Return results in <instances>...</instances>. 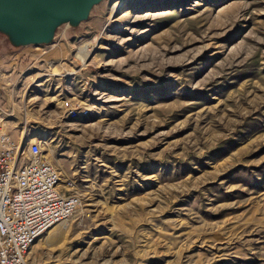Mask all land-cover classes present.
Segmentation results:
<instances>
[{
	"label": "rangeland",
	"instance_id": "1",
	"mask_svg": "<svg viewBox=\"0 0 264 264\" xmlns=\"http://www.w3.org/2000/svg\"><path fill=\"white\" fill-rule=\"evenodd\" d=\"M11 34L6 129L81 198L28 264H264V0H103L42 47Z\"/></svg>",
	"mask_w": 264,
	"mask_h": 264
},
{
	"label": "built area",
	"instance_id": "2",
	"mask_svg": "<svg viewBox=\"0 0 264 264\" xmlns=\"http://www.w3.org/2000/svg\"><path fill=\"white\" fill-rule=\"evenodd\" d=\"M63 107L68 120L91 117L69 100ZM22 137L6 129L0 110V264H28L32 247L81 206L79 195L62 190L61 173L41 143L25 145Z\"/></svg>",
	"mask_w": 264,
	"mask_h": 264
},
{
	"label": "water",
	"instance_id": "3",
	"mask_svg": "<svg viewBox=\"0 0 264 264\" xmlns=\"http://www.w3.org/2000/svg\"><path fill=\"white\" fill-rule=\"evenodd\" d=\"M100 1L0 0V29L11 32L21 45H43L60 22L86 19Z\"/></svg>",
	"mask_w": 264,
	"mask_h": 264
},
{
	"label": "bare ground",
	"instance_id": "4",
	"mask_svg": "<svg viewBox=\"0 0 264 264\" xmlns=\"http://www.w3.org/2000/svg\"><path fill=\"white\" fill-rule=\"evenodd\" d=\"M124 7H125V2L119 1L113 7L114 9L113 14H116L117 12L121 11ZM90 56H91V51L89 49V45H86L80 50V52H78L76 58H78L82 63H87L90 59Z\"/></svg>",
	"mask_w": 264,
	"mask_h": 264
},
{
	"label": "crops",
	"instance_id": "5",
	"mask_svg": "<svg viewBox=\"0 0 264 264\" xmlns=\"http://www.w3.org/2000/svg\"><path fill=\"white\" fill-rule=\"evenodd\" d=\"M16 44H17V45H21V44H19L18 42H16ZM23 46H24V45H23ZM23 46H22V47H23ZM33 46L42 47L43 45H39V46H38V45H33ZM16 47H17V46H16ZM37 47H36V48H37ZM18 48H19V47H18ZM2 50H4L5 53L7 52V53H9V54H17V53L14 52L13 50L11 51L9 48H5V47H4V49H2ZM20 50H21V49H20Z\"/></svg>",
	"mask_w": 264,
	"mask_h": 264
}]
</instances>
